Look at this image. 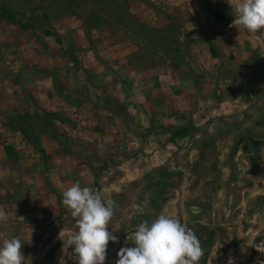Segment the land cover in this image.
I'll use <instances>...</instances> for the list:
<instances>
[{
  "label": "rangeland",
  "instance_id": "obj_1",
  "mask_svg": "<svg viewBox=\"0 0 264 264\" xmlns=\"http://www.w3.org/2000/svg\"><path fill=\"white\" fill-rule=\"evenodd\" d=\"M233 19L225 0H0V239L24 264H76V181L113 202L105 264L161 212L210 237L227 183L259 197L237 264L264 257V30Z\"/></svg>",
  "mask_w": 264,
  "mask_h": 264
},
{
  "label": "clouds",
  "instance_id": "obj_2",
  "mask_svg": "<svg viewBox=\"0 0 264 264\" xmlns=\"http://www.w3.org/2000/svg\"><path fill=\"white\" fill-rule=\"evenodd\" d=\"M234 19L230 28L256 33L264 30V0H225ZM62 203L75 220L76 231L59 239L62 250L71 249L76 264H105L109 242H119L109 231L114 217V205L99 191L81 186L79 181L62 191ZM5 215L0 211V221ZM116 264H199L204 256L199 237L180 220L161 212L151 222L139 223L134 233L128 234ZM23 244L18 237L0 239V264H24ZM60 264H62V259ZM229 264H234L229 258Z\"/></svg>",
  "mask_w": 264,
  "mask_h": 264
},
{
  "label": "crops",
  "instance_id": "obj_3",
  "mask_svg": "<svg viewBox=\"0 0 264 264\" xmlns=\"http://www.w3.org/2000/svg\"><path fill=\"white\" fill-rule=\"evenodd\" d=\"M225 191L218 189L216 196L220 200L221 208L226 210L222 223L210 230V237H200L203 230L195 233L201 242L204 256L199 264H229L231 257L234 264L240 263L253 254L254 224L253 220L243 212L253 214L257 200V193L253 190L241 191L234 189L232 184ZM231 187V188H230ZM240 209L243 212L238 213ZM195 232V231H194Z\"/></svg>",
  "mask_w": 264,
  "mask_h": 264
},
{
  "label": "built area",
  "instance_id": "obj_4",
  "mask_svg": "<svg viewBox=\"0 0 264 264\" xmlns=\"http://www.w3.org/2000/svg\"><path fill=\"white\" fill-rule=\"evenodd\" d=\"M245 264H264V257L261 255H255L251 260L247 261Z\"/></svg>",
  "mask_w": 264,
  "mask_h": 264
}]
</instances>
